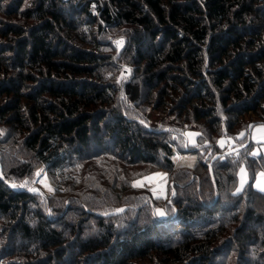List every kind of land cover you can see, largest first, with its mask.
<instances>
[{
    "label": "trees",
    "instance_id": "trees-1",
    "mask_svg": "<svg viewBox=\"0 0 264 264\" xmlns=\"http://www.w3.org/2000/svg\"><path fill=\"white\" fill-rule=\"evenodd\" d=\"M0 10L22 20L0 22V126L22 144L9 137L15 147L0 152V237L14 245L11 264H212L226 247L242 250L238 243L264 237L256 209L242 212L231 231L209 224L228 210L224 200L264 197L253 185L263 152L245 145L221 151L216 162L200 164L202 175H191L175 166L173 148L182 147L169 131L126 114L145 91L151 101H173L186 121L203 120L199 128L213 142L222 123L236 128L248 111L264 117V0H0ZM124 25L133 29L126 57L134 75L118 90L106 81L113 66L105 33ZM138 162L173 169L180 185L170 217L152 211L150 218L149 206L125 204L132 199L118 180ZM242 164L249 180L237 192ZM39 165L57 183V196L42 203L11 184L14 171L25 177ZM214 201L222 205L213 208ZM118 205L123 211L113 212ZM198 218L209 224L200 233ZM223 232L232 239L220 240Z\"/></svg>",
    "mask_w": 264,
    "mask_h": 264
},
{
    "label": "rangeland",
    "instance_id": "rangeland-1",
    "mask_svg": "<svg viewBox=\"0 0 264 264\" xmlns=\"http://www.w3.org/2000/svg\"><path fill=\"white\" fill-rule=\"evenodd\" d=\"M1 10L0 22H22L21 19L6 14ZM132 30V26L124 25L118 26L113 30L107 29V33H105L107 37V43L109 47H111V49L104 47V49H106L105 56H107V59H111L113 66L112 70L107 69L106 81L113 82L118 90L119 87L124 86L122 83L127 79L128 76L132 77L134 75L132 64L127 61L128 58L126 57V50L129 47L128 38H132ZM128 57H130L129 53ZM123 59L126 60L123 61ZM123 93L124 92L122 91L117 92V97L122 104H120L122 108H125L126 110L125 104L127 102H125L123 98ZM159 97L160 96H158L157 101H151L150 98L145 94V91H142L141 95L136 101L137 104L134 107L132 106V102L127 103L128 106L126 114L131 118L138 119L141 122L147 123V125L149 126H157L164 128L166 131H169V133H167L169 137L178 141L182 147L180 149L179 146L175 145L173 148L174 153L172 156V160L175 166L179 169L188 168L187 170L191 171V175H193L194 172L202 175L203 173L201 171L200 164L207 163L208 165L209 161L211 163H213L214 161L216 162L217 157L220 155L221 151L237 150L239 146L244 145L249 151H252V153H264V139L261 138L262 134L259 130V126H264V117L262 116V112L258 113V111H248L240 116L239 119H242V121L238 126H244L241 129L238 126L233 129H228L222 123L221 133L216 138L215 142H213L206 140L204 133L199 128V123H204L203 120H199L200 122H193L191 120V117H189L186 121L187 117H184V115H181L180 117L176 115L175 112L178 111H176L177 108L173 107V101H171V103L165 102L164 98H162V100H159ZM200 133L203 135V137H200ZM241 133H243V135H241ZM9 137L11 138V142L13 141V138H18L16 143L22 145L20 143L21 136L19 137L14 132V130L9 131L3 126H0V152L4 147L10 146L12 149L13 147H15L10 143V141H7ZM215 144L219 146L218 149ZM23 155L28 157L31 154ZM8 160H10V158H8ZM29 160L36 163V159L33 155L29 157ZM195 165H197L196 167L198 168L199 172L193 168ZM1 166L2 165L0 162V170ZM241 167H243L246 172L245 183L243 184V186L249 180L247 169L245 165L242 164L237 172L236 189L243 188V186L241 187L240 185L239 175ZM208 169L209 168L207 167L205 171L207 172ZM172 170L173 169H166L164 164L161 162H138L126 165L124 167L123 175L120 176L118 180V183L120 184V180L122 179L123 186H127V188L122 191V194L126 195L127 197H131L130 199H132V201H129L125 204H131L132 206H138L140 204L147 207L149 206L150 211L149 213H147L149 217L152 211H154L155 209H162L165 212V215L163 217L158 216L159 218H164L165 216L166 218L170 217L177 210V205L174 203V196L177 193L176 185H180V183L172 178ZM38 172L40 173V175H37ZM13 173L14 176L11 177V184L15 186H17V184H21L22 187L27 188L28 192L40 196L38 197V201H40L41 203L42 201H45V197L49 198V196H57V194H55V187L57 186V183L54 181L56 177L51 176L48 170H45L43 165H39L34 169L32 173L25 177L18 178L17 176H15L16 172L14 171ZM156 173H160L162 175L154 176V174ZM260 173H264V171H258L253 177V185L256 188H258L256 185ZM144 177H152V179L144 180ZM141 180H143L144 186H133V182ZM261 183L264 184V178L261 179ZM116 187H118V185ZM153 189H155V191H153ZM258 189L262 190L261 188ZM114 190L115 189H113V193H116V191ZM211 192V195L213 196L214 190ZM215 195L217 196V193L214 192V196ZM238 201L239 200L236 198L232 200L229 199L222 201V204L228 206V210L225 212L217 211L213 215V217L210 218H214L213 222L209 224H212V226L214 227L226 224L225 226L227 228H230L227 231H231L232 228L234 230L236 227H239V225H241L243 218V216H241L242 212H244L248 208L253 210L256 209L261 215H264V197L251 198L250 196L248 198V201L243 199L239 202ZM218 204L222 205L220 202L217 203L216 201L213 205V208L216 205L218 206ZM124 206H116L113 212H117V209H123ZM134 210H132V213H136ZM70 214L68 213V215ZM147 214L145 216L146 219H148ZM77 215V213H74V215H71L70 217L77 218ZM235 215H237V219L234 218ZM146 219L140 218L137 223H141ZM204 220V218L196 219V221L202 222H196L197 225H194V232L200 233V231L204 229L202 225H206V227H209V224L207 222L203 223ZM174 222H177V220L171 221L170 223ZM4 225L6 226L7 222H5ZM92 226L93 229L96 230V227H94L95 225L92 224ZM249 227H251V229L254 231L260 230L258 228V224H250ZM4 229V226H2L0 228V231H3ZM222 236L223 237H221L220 240L223 239V241L225 239H232L233 237L232 235H229V233L227 234L225 232L222 233ZM7 239H10L9 235L7 234L0 237V247L2 246V243H4L5 247L4 250L0 249V264H11V262L16 257H18V255L16 254L7 253V250H10V248L14 246L8 244ZM237 239H234L232 241L236 243ZM263 239L264 237L262 238V235L259 234L257 236V242L255 244H252L251 241L246 240L241 244L238 243V245H241L240 248H242V250L236 249L235 244H233L231 248L226 247L224 251H220V254L215 257V260L212 264H262L264 262V254L262 253V250L264 248L263 245H261ZM140 261L142 262V260Z\"/></svg>",
    "mask_w": 264,
    "mask_h": 264
},
{
    "label": "snow or ice",
    "instance_id": "snow-or-ice-1",
    "mask_svg": "<svg viewBox=\"0 0 264 264\" xmlns=\"http://www.w3.org/2000/svg\"><path fill=\"white\" fill-rule=\"evenodd\" d=\"M259 130L261 131V134H262L261 138L264 139V126H259ZM189 135H194V134H189ZM241 135H243V133H241ZM221 143H222V141H221ZM253 155H255V153H253ZM37 175H40V173L38 172ZM161 175L162 174H160V173L154 174V176H161ZM239 175H240V185L242 187L243 184L245 183V178H246V172H245V169L243 167H241ZM262 178H264V173H260L259 174L256 186L258 188H261L262 190H264V184L261 183V179ZM143 179L144 180H151L152 177H144ZM13 186L15 187V185H13ZM133 186L134 187H142V186H144L143 185V180L133 182ZM240 190H241V188H237L236 189L237 192H239ZM153 191H155V189H153ZM116 211L117 212H121V211H123V209H117ZM153 214L163 217L165 215V212L162 209H155Z\"/></svg>",
    "mask_w": 264,
    "mask_h": 264
}]
</instances>
